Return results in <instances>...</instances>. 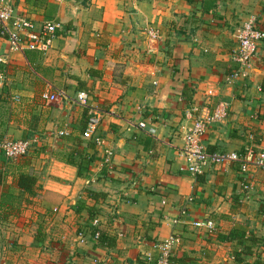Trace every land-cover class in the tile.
Wrapping results in <instances>:
<instances>
[{"label":"crops","instance_id":"0c3cea01","mask_svg":"<svg viewBox=\"0 0 264 264\" xmlns=\"http://www.w3.org/2000/svg\"><path fill=\"white\" fill-rule=\"evenodd\" d=\"M7 1L37 27L64 26L44 53L12 51L0 34V138L33 141L21 159L0 152V219L31 243L21 264H148L172 234L173 264H264V169L195 175L181 154L193 108L221 101L229 114L205 135L208 152L264 145V41L233 77L244 23L264 30V0ZM80 91L102 114V144L86 133ZM208 218L213 236L193 225Z\"/></svg>","mask_w":264,"mask_h":264},{"label":"built area","instance_id":"2783aa9c","mask_svg":"<svg viewBox=\"0 0 264 264\" xmlns=\"http://www.w3.org/2000/svg\"><path fill=\"white\" fill-rule=\"evenodd\" d=\"M60 21H46L40 27L25 15H15L14 7L7 0H0V34L5 37L12 51H23L25 49L47 52L51 49L53 41L60 30L63 29ZM152 40L156 41L162 37L159 31H152ZM239 47L235 53V59L239 63L238 74L240 75L247 68L253 57L257 54L259 43L264 41V31L256 28L255 23L246 22L243 30L238 37ZM0 61L2 59L0 58ZM3 74L0 72V77ZM215 93L210 91L209 96ZM44 99H55V95L44 94ZM90 93L80 91L77 93L75 102L82 107H89L90 116L86 133L98 144H102L104 139L99 135V128L102 121V114L99 110L89 105ZM229 103L221 101L213 109H206L205 112L198 107L193 108L191 114L192 122L185 127L184 144L181 154L186 162L187 169L195 175L201 174L207 167L212 164H222L225 162H237L241 165L243 171H247L250 165H254L264 169V145L259 150L254 149L251 145H247L243 151L232 152H208L203 139L210 127L223 122L229 114ZM197 112L195 115L194 113ZM141 127H145L144 123H140ZM33 146V141L29 139L13 140L7 137L0 138V152L13 161L27 156ZM114 151L112 149L105 150V162L112 163ZM98 221V220H97ZM195 227L201 228L209 236L217 233L218 228L216 222L211 219L197 220L193 222ZM81 242L86 241L84 232L79 233ZM99 234L97 233L96 238ZM180 237L172 234L166 240L156 244L157 256L149 254L147 256L148 264H173L172 257L174 251L179 245Z\"/></svg>","mask_w":264,"mask_h":264},{"label":"rangeland","instance_id":"374dc122","mask_svg":"<svg viewBox=\"0 0 264 264\" xmlns=\"http://www.w3.org/2000/svg\"><path fill=\"white\" fill-rule=\"evenodd\" d=\"M159 31V28H154L151 25L145 28L144 33L152 40V31ZM157 39L156 41L161 40ZM153 48V46H152ZM21 227L15 221L6 219H0V264H21V250L29 246L26 244V240H21L18 228ZM31 246H34L33 244Z\"/></svg>","mask_w":264,"mask_h":264},{"label":"trees","instance_id":"16d2710c","mask_svg":"<svg viewBox=\"0 0 264 264\" xmlns=\"http://www.w3.org/2000/svg\"><path fill=\"white\" fill-rule=\"evenodd\" d=\"M256 28H258V27L256 26ZM258 29L264 31L263 29H260V28H258ZM20 184H21V186H23V188L26 191L31 192V190H32V180H31V178H29L28 176H23L21 178ZM90 214L93 215L92 213H90ZM237 236H239V235H237V234H235L233 232V233H230L229 235L221 236L220 238L223 239V240H232V239H234Z\"/></svg>","mask_w":264,"mask_h":264}]
</instances>
